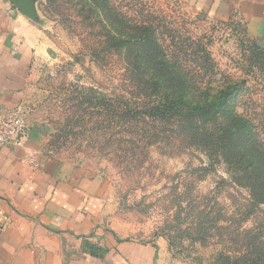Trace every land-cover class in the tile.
I'll use <instances>...</instances> for the list:
<instances>
[{"label": "rangeland", "instance_id": "374dc122", "mask_svg": "<svg viewBox=\"0 0 264 264\" xmlns=\"http://www.w3.org/2000/svg\"><path fill=\"white\" fill-rule=\"evenodd\" d=\"M25 1L46 34L24 103L28 119L45 133L48 153L110 181L105 226L115 238L153 248L150 264H231L227 256L243 255L241 242L230 236L233 230L241 229L243 241L246 233L264 242V206H251L249 192L232 182L224 164L211 165L203 152L176 141L156 142L153 135L160 128L153 125L118 122L120 101L137 99L122 58L101 49L92 53L103 39L100 28L90 25L98 18L85 21L80 0ZM113 3L133 22L162 25L166 45L188 67L211 68L220 83L247 80L248 110L263 112L264 46L253 41L239 19H216L195 0ZM1 6L20 12L13 0H0ZM104 97L114 101L116 114L96 105ZM112 118L118 123L108 126ZM230 224L231 231L219 229Z\"/></svg>", "mask_w": 264, "mask_h": 264}, {"label": "crops", "instance_id": "0c3cea01", "mask_svg": "<svg viewBox=\"0 0 264 264\" xmlns=\"http://www.w3.org/2000/svg\"><path fill=\"white\" fill-rule=\"evenodd\" d=\"M195 2L216 19H239L264 46V0ZM33 15L0 7V119L24 106L44 53L46 34ZM28 122L25 147L0 151V264L152 263L153 248L122 243L105 226L110 181L48 153L45 133ZM28 149L37 153L35 169L22 163ZM90 245L103 251L102 257L92 256Z\"/></svg>", "mask_w": 264, "mask_h": 264}, {"label": "trees", "instance_id": "16d2710c", "mask_svg": "<svg viewBox=\"0 0 264 264\" xmlns=\"http://www.w3.org/2000/svg\"><path fill=\"white\" fill-rule=\"evenodd\" d=\"M79 6L85 21L91 15L98 18L96 24L90 25L100 28L103 39L92 53L97 55L99 49L116 53L126 66L133 88L131 95L137 101L132 104L120 101L124 107L118 122L132 123L134 127L153 125L155 129L160 128L153 135L156 142L176 141L178 146L203 152L211 165L224 164L232 182L249 192L251 206H264V106L261 114L248 110L249 82L228 78L220 83L218 74L211 68L188 67L166 45L159 31L162 25L155 26L147 19L133 22L113 0H80ZM102 100L103 103L96 105H103L109 113L116 114L114 101L106 97ZM137 103L143 106L139 109ZM114 122L118 123L112 118L108 126ZM232 226L219 229L228 232ZM240 230L229 234L241 242L239 250L243 255L226 259L231 264H264V242L259 235L249 237L246 233L243 241ZM249 238L252 240L248 241ZM89 252L98 258L103 255L99 254L103 251L91 245Z\"/></svg>", "mask_w": 264, "mask_h": 264}, {"label": "built area", "instance_id": "2783aa9c", "mask_svg": "<svg viewBox=\"0 0 264 264\" xmlns=\"http://www.w3.org/2000/svg\"><path fill=\"white\" fill-rule=\"evenodd\" d=\"M31 131L28 112L24 106L17 108L11 115L0 119V151L4 148L25 147V141ZM36 152L27 150L22 163L28 168L38 166Z\"/></svg>", "mask_w": 264, "mask_h": 264}, {"label": "water", "instance_id": "95a60500", "mask_svg": "<svg viewBox=\"0 0 264 264\" xmlns=\"http://www.w3.org/2000/svg\"><path fill=\"white\" fill-rule=\"evenodd\" d=\"M14 4L17 6V8L24 14L34 16L33 10L29 3H27L25 0H13Z\"/></svg>", "mask_w": 264, "mask_h": 264}]
</instances>
